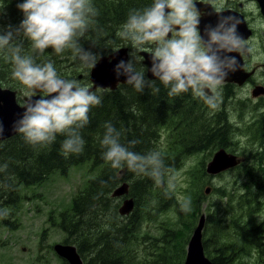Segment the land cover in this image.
Segmentation results:
<instances>
[{
	"label": "trees",
	"instance_id": "obj_1",
	"mask_svg": "<svg viewBox=\"0 0 264 264\" xmlns=\"http://www.w3.org/2000/svg\"><path fill=\"white\" fill-rule=\"evenodd\" d=\"M17 2L22 0H0V12L5 13L0 16V25L9 23L13 26L19 25L23 14L17 9ZM151 2L152 0H93L99 15L85 38L81 40L82 46L107 56L119 46L126 45L127 43L116 35L117 31L120 30L131 9H142ZM24 54H33L30 43L26 40ZM33 55L38 63L51 60L58 73L65 78H71L77 69L89 73L90 68L83 67L78 59L73 60L68 50L55 54L52 49H47L43 55ZM63 65H66L65 68ZM11 71V63L0 54V86L16 90L23 85L12 78ZM156 86L160 89L159 92L146 88L143 93H139L127 83L118 85L114 90H94L102 97V103L90 110V123L81 129V135L85 140L84 151L81 154H70L65 157L61 150V143L65 137L61 135L49 145H30L18 132L0 141V168L7 164V169L0 171V227L9 224L3 213L16 207L20 197L19 192H22L24 187L39 185L54 172L64 174L74 165L87 163L89 170L92 173L94 171V174L73 196L69 211L61 214L57 223L66 233L67 238L63 243L75 245L84 261L83 264H183L188 235L193 230L198 216L202 214L201 206L205 200L203 195L205 189H201L204 184L201 177L197 174H192L190 177L195 190L187 191L184 200L191 199V211L185 213L181 211V201L176 199L172 192L166 194L165 187L156 186L148 177H137L126 168L112 169L110 163L102 158L105 149L100 141L105 132V122H111L122 132V143L127 145L129 141H139L134 151L143 154L156 149L161 127L167 118H178L177 114L180 111L173 110L178 108V102L182 100V95L169 96L168 90L158 80ZM214 117L216 120L205 137L197 118L184 117V125L176 127L185 130L183 136L171 143L173 149L170 154H174L175 159L169 154L163 155L168 167H173L179 155L199 151L200 146L213 148L214 152L219 147H227L228 142H233L230 147H235V141L227 134L228 124L224 116L216 113ZM221 132H224L222 136ZM258 140L261 146L264 145V135ZM243 171L241 178L244 192L238 195V208L253 201L250 186H258L261 180L260 174L258 175L259 170L255 171L249 167L244 168ZM201 175H207L202 167ZM123 182L128 184L127 196L132 197L134 203L133 210L128 215H120L118 212L119 200L122 196H112L114 189ZM237 182L238 180L234 181V184L236 185ZM235 185L234 190H236ZM212 191L218 192L221 202L214 204V212L205 214L202 230L205 254L213 264H249L240 261V253L236 250L235 243L220 241L218 237L212 239L210 243L207 234L212 236L227 234L226 228L231 223L234 224V229L242 241V248L248 256L250 254L248 248L254 245L253 247L263 257L264 220L260 223L249 221L244 225H241L239 219L227 223L225 215L230 211L228 207L234 191L226 192L219 187H213ZM154 204L157 207L151 212L150 208ZM259 204L258 200L255 201V205ZM168 208L174 210L175 221L172 226L162 222L159 227V237L138 230L145 216L161 215L160 210L164 211ZM175 223L186 228L187 234L181 236L179 230L173 227ZM228 227L233 229V225ZM205 231L206 236L203 237ZM142 239H146L145 245L142 244ZM62 262L67 264L64 260ZM253 264L262 263L257 260Z\"/></svg>",
	"mask_w": 264,
	"mask_h": 264
},
{
	"label": "clouds",
	"instance_id": "obj_2",
	"mask_svg": "<svg viewBox=\"0 0 264 264\" xmlns=\"http://www.w3.org/2000/svg\"><path fill=\"white\" fill-rule=\"evenodd\" d=\"M197 4V0H152L142 9H131L116 35L130 42L135 52H149L150 66L137 68L134 59H121L113 68L116 77H124L139 93L146 88L159 92L158 80L169 96L190 93L207 108L216 109L222 85L241 68L232 54L254 56L256 48L239 34L241 19L231 13L224 15L223 0L213 7L216 23L203 28L201 21L207 14ZM16 7L23 14L19 25H0V54L11 63V76L24 86L27 98L14 131L33 146L49 145L58 135L64 136L62 154H81L85 147L81 129L90 123L89 112L101 105L102 97L79 80L62 77L51 60L38 63L33 54L68 50L83 67L94 68L103 56L83 47L81 40L99 11L93 0H22ZM4 14L0 12V16ZM25 40L33 54H24ZM104 128L102 158L112 169L126 168L137 177H148L156 186H166V194L175 190L174 170L165 164L160 150L141 154L133 150L139 141L126 145L121 142L122 132L111 122H105ZM4 131L0 122V137ZM6 169L7 164L0 171ZM180 207L190 212L191 199L182 201Z\"/></svg>",
	"mask_w": 264,
	"mask_h": 264
},
{
	"label": "rangeland",
	"instance_id": "obj_3",
	"mask_svg": "<svg viewBox=\"0 0 264 264\" xmlns=\"http://www.w3.org/2000/svg\"><path fill=\"white\" fill-rule=\"evenodd\" d=\"M248 6L250 11L254 13L252 2H249ZM260 33L261 36L264 37L262 32L259 31L258 34ZM125 42L129 43L128 41ZM133 56L135 61L140 63L136 54ZM65 66L66 65H63L64 68ZM78 74L88 75V71L84 72V70L77 69L76 72L72 74L71 78L76 77ZM82 82L86 83L87 79ZM256 88L251 89V87H247L246 89L232 91L233 96H229V100L224 96L228 90L221 88L222 98L220 104L223 100L224 105L221 104L218 106L217 108H220L218 111L201 112V116L197 119L203 132V137H205L208 130L214 124L216 120L214 117L215 114L220 113L219 111L221 110H224V112L231 117L233 125L239 123V118L242 117H246L247 120L253 122V115L250 113L246 115L248 112L247 109L242 108L238 101L241 99L245 101V105L250 112H254L255 107L254 105L251 107L249 104L257 102L260 103L261 107V105L264 104V98L255 101L253 99L254 97H252L255 96L254 91ZM16 92L18 102L20 101L19 99L26 97L24 95V86H20L16 89ZM247 120H245L240 127L234 126L228 129V136L236 143L235 147H230V149L240 154L241 159V164L239 166L237 164L235 169H229L213 176L207 173V175L202 176L201 167L205 171V165L214 152V149L208 146H200L201 150L199 151L178 156L177 162H175L172 167L174 170L173 174L176 177L174 181L176 187L172 193L176 199L182 202L188 193L187 191H189L188 189L195 190L194 183L190 182V177L192 174H197L204 183L201 189H211L208 193H203L205 200L201 206V210L204 215L208 212H214V204L221 202L218 192L212 191L213 187H219L226 192L234 191L233 194H231L233 198L228 207L230 211L225 215L227 223H230V220L239 219L241 225H244L249 223V221L260 223L264 220V145L261 146L257 137L253 136L250 125L243 127ZM174 123L175 119L171 118L161 127L156 147L164 156L169 154L173 159H175V155L170 154L171 149H173L171 143L176 139H180L185 131L176 128L178 125ZM223 134L224 132H221V136ZM177 163L178 165L176 166ZM249 167L255 171L259 170V168L261 169V171H258L261 180L258 182V186H250L253 201L251 200L248 205L245 204L242 208H238V195L244 192L241 173L243 175L244 168ZM92 174H94V171L92 173L89 170V164L82 163L68 168L67 172L64 174L59 172L52 173L39 185L24 187L22 192H19L20 197L16 207L8 210L7 215H5L9 224L0 227V264H63V260L57 256L58 254L55 252L53 246L63 243L64 239L67 237L66 233L58 227L57 223L60 220L61 214L69 211L71 199L86 185V180L91 177ZM236 180H238V182L235 185L234 181ZM234 185L237 192L233 189ZM120 198L119 206L125 197L122 196ZM257 200L260 203L259 205H255V201ZM155 207H157L156 204L150 208V211ZM147 209L148 207L146 211ZM160 213L162 214L145 216L141 220L138 230L150 236L159 237V227L161 223L167 222L168 226H172L175 221V213L172 208H168L164 211L160 210ZM170 221L173 222L170 223ZM231 225H233V229L228 227ZM228 226L226 228L227 234H221L219 236L207 234L210 238V243L212 239L216 237H218L220 241H231L235 243V248L240 253V261L243 260L246 261V263L253 264V262L258 260L264 264V256L262 257L259 254L258 250L253 247L254 245L250 248L247 247L250 251L248 256L247 252L242 248L243 244H241L242 241L240 240L238 232L234 229V224L230 223ZM173 227L179 230L181 236L187 234L186 228H182L179 223H175ZM192 231L188 235V240ZM205 236L206 231L203 237ZM141 241L142 244H146V239H142ZM142 249L143 248H141V251H143Z\"/></svg>",
	"mask_w": 264,
	"mask_h": 264
},
{
	"label": "flooded vegetation",
	"instance_id": "obj_4",
	"mask_svg": "<svg viewBox=\"0 0 264 264\" xmlns=\"http://www.w3.org/2000/svg\"><path fill=\"white\" fill-rule=\"evenodd\" d=\"M197 8L201 10L203 13H206L202 19V23L205 22V24H214L217 21V16L213 13V7H219L221 0H197ZM252 2L254 6V13L250 11V8L248 6V3ZM264 2V1H263ZM224 15H228L229 13L237 15L242 23L238 26V32L239 34L249 40L251 44H253L256 48V52L254 53V56L250 55H244V56H238V54L233 53L232 55L237 56L238 60L241 63V71L240 74L246 75L245 79L242 81L241 84L234 83V82H224L222 88L227 89V93L224 94V96L229 100V96H233L232 91L242 90L246 89L247 87H251V89L260 87L263 91V93L252 96L255 101H259V99L264 98V37L261 36V33L258 34V32H262V35L264 36V10L262 11V8L258 2V0H223ZM248 32V33H247ZM247 35V36H246ZM259 35V36H258ZM127 43V42H126ZM125 48H127V56L128 59H134V54L139 58L140 63H137V68L145 67V64L142 62V57L139 54V52H135L130 42L126 45H121ZM119 46V47H121ZM134 52V53H133ZM135 60V59H134ZM139 66V67H138ZM241 76V75H240ZM88 77V78H86ZM76 79L79 80L82 84H85L87 86H91V81L89 78V73L87 76H84V74H79L76 76ZM83 79H87L86 83H83ZM125 84V83H118ZM263 95V96H262ZM238 103L242 106V108L247 109V114H252L254 121L250 122L247 120L246 117L239 118V123H236L233 125L231 117H229L224 110L219 111L222 116H224L226 123L228 126L226 127V131L228 134V129L231 127H240L242 126V123H244L245 120H247L246 124L243 127H247V125H250V129L253 133V136L257 137V140L264 135V104L261 105L260 103L254 102L252 104H249L251 107L254 105L255 111L250 112L248 108L245 105V101L242 99L238 101ZM222 105H224V102L222 100ZM219 103V106L221 105ZM260 109L258 110V108ZM220 108L217 109H209L207 106L203 104L202 101L193 98V96L189 94H182V100L178 102V108L173 110L174 112L180 111L177 115L178 118L175 119V125H184L183 119L185 118H199L201 116V112H208V111H218ZM172 115V114H171ZM172 118V117H171ZM171 118H167L171 119ZM166 120V121H167ZM243 121V122H242ZM165 124V123H164ZM227 147H219L223 148L228 152L235 153L233 150L228 149V147L232 146L231 142H228L226 144ZM238 156L240 154L235 153ZM259 171L261 169L259 168Z\"/></svg>",
	"mask_w": 264,
	"mask_h": 264
},
{
	"label": "water",
	"instance_id": "obj_5",
	"mask_svg": "<svg viewBox=\"0 0 264 264\" xmlns=\"http://www.w3.org/2000/svg\"><path fill=\"white\" fill-rule=\"evenodd\" d=\"M258 2L263 11L264 2L262 0H258ZM204 24L205 22H201V28H203ZM139 54L142 56L143 64H145V66H150V53L144 51L139 52ZM121 59L125 61L128 60L127 48L125 47H121L113 51L109 55L103 56V59H101L94 68H90L89 78L92 83L90 89L94 90L97 88H107L110 90H114L117 87L118 83H126L124 77L121 76L117 78L113 71L115 63ZM240 71L241 69L236 71L235 73L229 74L226 81L241 84L245 77L249 74L242 75L240 74ZM147 75L149 79H152L150 73H148ZM255 91V95L262 93V89L259 87H257ZM16 99V91L0 86V122L3 123L5 129L3 136L0 137V141L5 140L17 133L16 131H14L13 125L14 122L23 113V105L25 104L27 98L25 97L23 99L24 103L22 105H20ZM239 162L240 159H238L234 154L227 153L223 148H220L213 154L211 160H209V162L206 164L205 172L213 176L235 167ZM208 191L209 188H206L205 193H208ZM127 194L128 184L126 182L121 183L112 192V196H125L118 208V212L120 215H128L133 210V198L128 197ZM204 224L205 215L202 213L200 214L197 224L194 227L188 240L183 264H212L208 257L205 256L203 249L202 230ZM53 248L55 252L60 257L66 259L69 264H83L81 256L77 252L75 245L60 243L53 246Z\"/></svg>",
	"mask_w": 264,
	"mask_h": 264
},
{
	"label": "bare ground",
	"instance_id": "obj_6",
	"mask_svg": "<svg viewBox=\"0 0 264 264\" xmlns=\"http://www.w3.org/2000/svg\"><path fill=\"white\" fill-rule=\"evenodd\" d=\"M226 151V150H225ZM227 153H230V154H234L238 159H240V156H238L237 154H235V153H232V152H228V151H226ZM211 160V159H210ZM241 164V159H240V162L238 163V166ZM104 210V209H103ZM108 211V210H107ZM91 212V211H90ZM105 212V211H104ZM88 216V215H87ZM199 218V217H198ZM197 221H198V219H197ZM196 224H197V222H196ZM188 243V242H187ZM202 244H203V242H202ZM186 247H187V245H186ZM203 249H204V247H203ZM185 252H186V250H185ZM204 253H205V251H204ZM205 256H207L206 254H205ZM185 257V256H184ZM208 257V256H207ZM208 259H209V257H208ZM210 260V259H209ZM183 261H184V259H183ZM211 261V260H210ZM211 263H212V261H211ZM213 264V263H212Z\"/></svg>",
	"mask_w": 264,
	"mask_h": 264
}]
</instances>
